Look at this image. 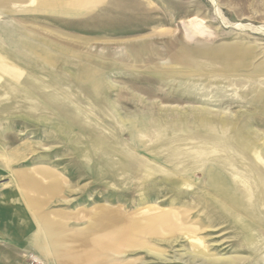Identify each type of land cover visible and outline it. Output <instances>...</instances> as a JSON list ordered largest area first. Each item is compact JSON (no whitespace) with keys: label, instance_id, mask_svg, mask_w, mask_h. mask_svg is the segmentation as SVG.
<instances>
[{"label":"rangeland","instance_id":"obj_1","mask_svg":"<svg viewBox=\"0 0 264 264\" xmlns=\"http://www.w3.org/2000/svg\"><path fill=\"white\" fill-rule=\"evenodd\" d=\"M0 221V264H264V0H0Z\"/></svg>","mask_w":264,"mask_h":264},{"label":"bare ground","instance_id":"obj_2","mask_svg":"<svg viewBox=\"0 0 264 264\" xmlns=\"http://www.w3.org/2000/svg\"><path fill=\"white\" fill-rule=\"evenodd\" d=\"M218 12V11H217ZM193 21V20H192ZM201 23L200 22H196L194 23L193 22V25H200ZM257 159V162H261V156L260 155H257L256 157ZM31 175V174H30ZM40 177H44V179H48V178H52V176L50 175V173H39L38 174ZM42 178L41 179H34V178H30L29 174H27V176H20V181L22 185H25L27 186V184H30V186H34L35 189H37L36 191H38L39 187H40V184H41V181H42ZM28 187V186H27ZM39 193V192H38ZM138 216H143L145 218H148V220H153V221H157L158 223H164L165 220H166V216L161 214L160 212H151L149 210H144L140 213L137 214ZM134 218H136L135 216H132ZM9 218L11 220V223L13 225V228H15L14 231H18L19 233H22L23 231H27L29 232L30 230V223L29 222H22L18 213L14 212L13 214L11 213L9 215ZM134 218H130V220L126 221L127 222V227H124V229L122 230L125 234H127V237H130L132 236L134 233H136L138 230H140V226L138 224V222H135L137 220H134ZM170 220V219H169ZM156 222V223H157ZM119 224V223H118ZM123 225V224H122ZM118 226V225H117ZM48 236V240H49V243L51 245V249H55L57 247V249L60 248V243L59 241L56 239V235L55 233L51 232L49 233ZM130 242L133 243V241L130 240ZM42 242H40L41 244ZM89 243V242H88ZM199 248L202 247V249L204 248L203 247V244L201 243H198ZM61 249V248H60Z\"/></svg>","mask_w":264,"mask_h":264},{"label":"crops","instance_id":"obj_3","mask_svg":"<svg viewBox=\"0 0 264 264\" xmlns=\"http://www.w3.org/2000/svg\"><path fill=\"white\" fill-rule=\"evenodd\" d=\"M19 199H14L13 201H10V203H11V205H9V206H7L8 208H9V213L7 214V216L9 217V215L12 213H14V210L12 209V207L13 206H15V203L18 201ZM16 201V202H15ZM12 209V210H11ZM21 212H25L24 210H22L21 209ZM16 213V212H15ZM24 217H25V219H26V221L27 222H30V220L28 219V218H26V216L24 215ZM1 221H0V232H5L6 231V229H4V227H1ZM30 224H31V226H33V224L30 222ZM6 227V226H5ZM9 228L10 229H14L15 230V228H13V225H12V223L9 225ZM7 232V231H6ZM28 233H30V232H28ZM0 237H1V233H0ZM56 239H57V237H56ZM58 241H59V243H60V248L59 249H57V247L55 248V249H53L56 253L57 252H59V251H63L64 249H65V247L66 248H68V247H70L71 248V250H74V249H78L79 247L80 248H82L81 246H82V244L80 243L81 242V239H77L76 237H73V238H71V237H69V236H65L62 240H60V239H57ZM83 240V242H90L91 240H92V238H90V237H86V238H83L82 239ZM32 241L34 242V243H36V245H37V247L38 248H43V246H44V240L42 239H40L39 237H36V238H34L33 237V239H32ZM40 242H42L41 244H40ZM89 244H87V246H88ZM84 246V245H83ZM83 261V260H82ZM77 263H79L78 261H74V262H65L64 264H77ZM90 263V260H87V261H84V262H82V264H89Z\"/></svg>","mask_w":264,"mask_h":264}]
</instances>
